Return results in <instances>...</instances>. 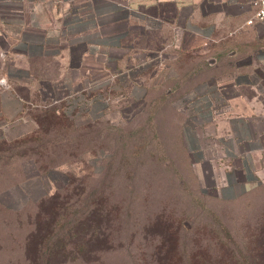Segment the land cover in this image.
<instances>
[{
	"label": "rangeland",
	"instance_id": "obj_1",
	"mask_svg": "<svg viewBox=\"0 0 264 264\" xmlns=\"http://www.w3.org/2000/svg\"><path fill=\"white\" fill-rule=\"evenodd\" d=\"M175 34L76 88L44 86L0 132V264H37L47 234H77L60 264H264V142L254 166L238 113L204 106L226 63ZM246 159L260 175L226 198Z\"/></svg>",
	"mask_w": 264,
	"mask_h": 264
},
{
	"label": "crops",
	"instance_id": "obj_2",
	"mask_svg": "<svg viewBox=\"0 0 264 264\" xmlns=\"http://www.w3.org/2000/svg\"><path fill=\"white\" fill-rule=\"evenodd\" d=\"M249 1L0 0V132L13 136L44 86L64 80L76 88L100 63L118 69L141 48L167 46L174 30L176 38L185 33L196 39L210 65L226 63L204 106L238 113L237 137L252 144L247 149L255 166L254 144L264 142V22H247L255 12ZM230 125L233 131L222 117L219 127ZM240 168L243 179L237 186L230 182L226 198L260 175L256 167L250 172L247 159Z\"/></svg>",
	"mask_w": 264,
	"mask_h": 264
},
{
	"label": "trees",
	"instance_id": "obj_3",
	"mask_svg": "<svg viewBox=\"0 0 264 264\" xmlns=\"http://www.w3.org/2000/svg\"><path fill=\"white\" fill-rule=\"evenodd\" d=\"M76 235L77 234L44 235V240L41 244L45 240L48 241L49 244L45 243L41 245L38 252L37 264H60L61 261L59 262L58 259L67 253V245L74 249L73 252H78V248L76 247Z\"/></svg>",
	"mask_w": 264,
	"mask_h": 264
},
{
	"label": "built area",
	"instance_id": "obj_4",
	"mask_svg": "<svg viewBox=\"0 0 264 264\" xmlns=\"http://www.w3.org/2000/svg\"><path fill=\"white\" fill-rule=\"evenodd\" d=\"M249 3L251 4L252 7L255 8V12H254L253 18L249 19L247 22L252 23L253 19L264 22V0H250ZM88 87L90 90H95V91L99 88V86L97 85L96 86L89 85ZM49 104L58 105V104H65V102L62 103L61 101L52 99V101L50 100ZM65 111L72 113L75 111V106H71L70 104H68L65 107Z\"/></svg>",
	"mask_w": 264,
	"mask_h": 264
}]
</instances>
